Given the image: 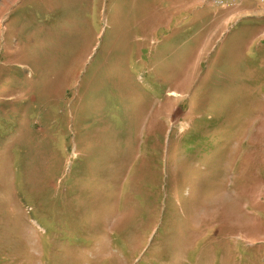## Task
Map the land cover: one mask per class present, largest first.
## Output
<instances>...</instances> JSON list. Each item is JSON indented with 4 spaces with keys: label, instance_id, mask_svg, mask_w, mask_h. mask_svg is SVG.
<instances>
[{
    "label": "rangeland",
    "instance_id": "obj_1",
    "mask_svg": "<svg viewBox=\"0 0 264 264\" xmlns=\"http://www.w3.org/2000/svg\"><path fill=\"white\" fill-rule=\"evenodd\" d=\"M0 0V264H264V0Z\"/></svg>",
    "mask_w": 264,
    "mask_h": 264
},
{
    "label": "built area",
    "instance_id": "obj_2",
    "mask_svg": "<svg viewBox=\"0 0 264 264\" xmlns=\"http://www.w3.org/2000/svg\"><path fill=\"white\" fill-rule=\"evenodd\" d=\"M214 1V4L217 5V6H221V5H224V6H227L226 4L230 5V6H235V3H243L245 0H212Z\"/></svg>",
    "mask_w": 264,
    "mask_h": 264
}]
</instances>
